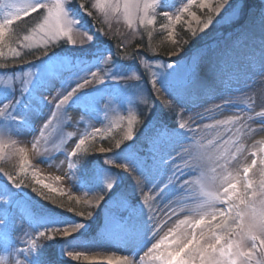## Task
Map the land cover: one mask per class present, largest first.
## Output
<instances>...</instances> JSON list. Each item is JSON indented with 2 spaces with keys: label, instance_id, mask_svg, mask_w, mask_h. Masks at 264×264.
<instances>
[{
  "label": "rangeland",
  "instance_id": "obj_1",
  "mask_svg": "<svg viewBox=\"0 0 264 264\" xmlns=\"http://www.w3.org/2000/svg\"><path fill=\"white\" fill-rule=\"evenodd\" d=\"M118 2L121 5L120 11L105 18L97 9L90 7V3H95V0H72L68 10L71 17L79 22L76 27L94 35L93 42L84 48L61 44L48 56L38 60H35L33 53L39 55L43 50L42 46L21 48L18 49L24 56L21 61L19 58L13 59L12 53L8 51V47L15 48L16 44L6 40L8 47L4 50L5 55L0 57V64L6 63L8 67L0 69V104L19 97L12 107V113L22 119L0 120V128L11 131L12 140L17 141V149H26L28 173L37 171L40 178L65 193L64 200L67 201L68 194L80 196L87 193L92 196L102 192L106 175L115 172L118 181L116 193H123L127 197V207L112 209L110 206L114 193H110L96 208L93 217L85 221L74 213L52 205L30 187H15L0 173V196L5 192L10 193L8 202L0 203V258L3 259V264H13L10 256L26 264H92L84 259V256L96 255L90 250L92 247L100 248L98 254L102 257L109 253L110 256L136 259L143 257L139 254L140 248L148 240V246L151 247V242L154 243L155 240L151 238L152 223L141 229L140 233L133 226L132 217H148L147 205L141 202V191L135 183L137 175H142L145 179L144 194L155 196L153 208L155 223L158 225L156 239L163 237L169 228L174 227L177 219L183 218L184 213L179 211L181 207L191 209L199 206L206 199L204 193L219 186L218 181L215 185L212 184L213 175L231 173L238 176L241 180L239 187L243 190V168L251 163L252 153H257L258 163L249 173V178L257 186L262 178L259 159L264 156L261 152L264 149V117H260L258 113L264 112V0H232L225 10L228 13L236 10L229 23H215L214 13H209L207 8L192 5L189 13L183 14L180 23L173 20L172 38L168 37L169 21L165 13L173 15L188 0H138L140 9L131 23L123 13L124 0ZM78 3H84L93 12V17L87 15ZM212 3L214 6L215 0ZM145 4L149 5L148 18L154 19L151 25L140 23ZM193 12L201 21L212 14L213 25L200 32L198 29L202 25L192 19ZM35 15L14 21L10 29V34H15L13 39L29 33L34 26ZM94 17H100V20L97 21ZM189 22L192 29H197L195 36L189 30ZM100 28L108 35L96 31ZM245 32L249 38L244 37ZM121 44L123 48L119 47ZM181 44L185 48L183 53L179 51ZM148 47L152 51H145ZM173 48L178 50L168 52ZM197 50L206 53L200 65V80L204 87L193 90L189 96L176 97L177 86L172 85L169 79L170 74L177 70L175 67L168 69V73L159 78L155 91L145 78L140 84L143 98L135 105H130L136 93L134 87L125 85L124 81L105 79L100 85L84 89L68 106L67 110L76 113L87 110L90 119H85L79 125L68 117L63 118L62 122L53 119L39 149L31 147L33 135H38L36 129L43 126L54 110L53 97L57 89L65 83L74 86L87 72L103 68L101 60L104 55L113 56V76H126L129 70L139 71L146 76L136 60H124L121 57L138 53L148 57L153 64L158 59L161 63L178 65L188 60ZM225 53L232 54L233 63L229 76L221 81L209 73L208 69ZM29 60L35 61L27 65ZM70 65V72L52 82L50 67L59 71ZM27 70L35 75L28 91L20 97L18 91L11 88L18 85V81L9 80L8 76L15 78L17 73L22 75ZM208 84L210 85L207 87ZM85 97L93 100L86 109L80 104V100ZM109 98L114 103L112 109L105 112L104 103ZM169 104L175 107L182 122L195 129V135L188 129L180 131L175 140L165 144L155 162L149 158L136 173L129 174L105 164L106 157L118 163L123 162L126 149L115 153H99L89 149L90 154L80 162L77 161L74 176L70 178L66 175L68 166L66 163L61 165V161L65 160L66 152L71 150L74 140L85 128H89V124L95 128L110 129L104 139L95 141L97 146L108 147L112 138L118 139L126 131L130 113L141 120L149 116V121L155 124L175 127L177 117L168 110ZM217 105L220 107L217 108ZM207 109L212 111L207 112ZM141 113L145 115H140ZM197 113L203 114L204 118L197 117ZM233 117H240V120L217 124V121H230ZM141 127L140 124L134 125L133 130L140 137L133 147L140 155H146L148 146L144 137L152 135V130L146 129L141 133ZM70 133L73 134L71 137ZM237 148L240 149L239 152ZM217 161L223 166L222 172L217 168ZM19 163V157L14 151H6L0 159V169L12 172L15 176L19 171ZM213 168H217L216 173H213ZM174 172L176 175L172 183L164 187V183ZM61 175L64 179L57 181L55 178ZM160 188H163L162 192ZM157 192L160 195L157 196ZM52 195L60 198L59 192ZM169 208L176 209L177 214L173 215ZM110 215L117 217L115 222L109 220ZM77 224H83L84 227L70 237L48 240L37 236L38 231L63 229ZM29 234L37 237V247L32 248L27 244ZM69 250L82 253L80 259L69 257ZM145 261L147 264V258Z\"/></svg>",
  "mask_w": 264,
  "mask_h": 264
},
{
  "label": "snow or ice",
  "instance_id": "obj_2",
  "mask_svg": "<svg viewBox=\"0 0 264 264\" xmlns=\"http://www.w3.org/2000/svg\"><path fill=\"white\" fill-rule=\"evenodd\" d=\"M71 3L72 0H40V2H33V0H0V57L5 55L4 50L8 47L6 40L12 44H16L15 48L8 47V51L12 53L13 59L19 58L21 61L24 60V56L18 50L21 48L42 46L43 50L39 55L33 53L35 60H38L48 56L50 52L59 48L61 44L71 45L74 48H84L91 44L94 40V35L89 31L76 27L79 22L71 17L68 10V6ZM231 3L232 0H215L213 6L212 0H188V3L179 8L173 15L165 13L169 21V25L167 26L168 37L172 38L173 36V20L176 23H180L183 14L189 13L192 5L207 8L209 13H214L215 23H229L236 11L233 10L231 13L225 12ZM78 4L87 15L93 17V12L84 3ZM90 7L97 9L107 18L113 12H119L121 5L118 0L116 2L114 0H95V3H90ZM148 7V4L143 6L144 13L140 19L141 24L151 25L154 23V19L148 18ZM139 9L140 5L138 0H124L123 13L129 23L136 17ZM222 13L225 14L221 15ZM33 14H36L35 23L29 30V33L23 37L15 36V39H13V35L15 34H10V29L14 21L32 17ZM191 16L198 25H202L198 29L200 32L209 29L213 25L214 17L212 14H208L207 18L203 21L194 12L191 13ZM94 19L99 21L100 17H94ZM189 30L193 32V36L196 35L197 29H192L190 22ZM96 31L105 36L108 35V33L104 32L103 28L97 29ZM243 35L245 38H249L247 32L243 33ZM119 47L123 48V45L121 44ZM145 51H152V49L148 47ZM179 51L182 53L185 51L183 44L179 45ZM205 56L206 53L203 50H197L184 63L173 65L161 63L158 59L153 64L150 63L148 57L133 53L131 56L124 55L121 59L136 60L139 68H143L144 73L147 75L145 76L139 71L129 70L126 76H113V56L111 54L104 55L101 60L103 68L100 67L99 69L87 72L85 76L79 78L74 86H69V84L65 83L57 89L53 97L55 101L54 110L51 111V116L45 120L43 126L38 130L36 129L38 135H33L31 147L33 149H39L40 142L45 137V132L51 126L53 119L62 122L63 118L68 117L70 120L74 119L76 125H79L85 119H90L87 110L82 113H76L75 111L67 110L68 106L84 89L100 85L104 83L105 79L111 78L124 81L125 85L134 87L136 93L130 105H135L143 98V89L140 87V84L145 78L147 79V83L152 86V90L155 91L156 85L159 84V78L167 74L168 69L175 67L177 70L170 74L169 79L172 85L177 86L176 97L182 98L189 96L193 90L204 87L200 80V65L205 59ZM35 60H29L26 63L28 65ZM232 63V54L225 53L209 66L208 71L215 78L223 81L229 76ZM7 67L8 65L6 63L0 64V69H7ZM153 68L156 70L153 71ZM71 69V65L59 71H55L50 67L52 82H55L64 73L70 72ZM34 75V72L27 70L22 75L17 73L15 78L8 76L9 80L18 81V85L11 88L14 91H18L19 96L22 97L28 91ZM18 98L0 104V120L22 119V117H16L12 113V107L18 102ZM47 101L49 102V100ZM91 103H93V100L90 97H85L80 100V104L85 109ZM113 103V99L109 98L104 103V111L108 112L111 110ZM216 107L219 108L220 106L217 105ZM168 110L173 112L177 117L175 118V127L169 128L163 123L155 124L149 121V116H145L141 120L137 115L130 113L127 117L126 131L120 138H112L108 147L102 145L97 146L95 141L97 139H104L110 129L95 128L89 124L91 130L85 128L79 134V137L74 140V146L70 151L66 152L65 160L61 161V165L66 163L68 166L69 171L66 175L70 178L74 176L77 161L80 162L86 155H89V149L99 153H115L117 150L126 149V156L123 162L118 163L106 157L105 164L110 165L113 169L129 174L136 173L137 169L147 163L149 158L155 162L165 144L175 140L180 131L188 129L195 135V129L189 128L187 123L182 122L178 118L179 114L176 113V109L172 104L168 105ZM206 111L211 112L212 109H207ZM140 115L145 114L141 113ZM258 115L264 117V112L258 113ZM196 116L200 119L204 118L203 114L200 113H197ZM190 119L195 118L190 117ZM248 119H251V117H248ZM239 120L240 117H233L230 121H217V124H227L238 122ZM136 124L142 125L141 133L146 129L152 130V135L144 137L148 146L146 155H140L133 147L140 137L133 130ZM72 135L71 133L69 134L70 137ZM12 137L9 129L0 128V159L3 158V154L6 151H14L19 157V171L15 176L12 172L0 169V173H3L15 187H30L33 192L44 200L49 201L52 205L74 213L85 221L93 217L96 208L100 206L101 202L110 193H114L110 206L112 209L127 207V197L123 193H116L118 181L115 172L106 175L102 192L92 196L87 193H83L80 196L68 194L67 201L64 200L65 193L61 189L54 187L53 184L40 178L38 172L35 170L30 174L28 173L29 162L26 149H17V141L12 140ZM239 151L240 149L237 148V152ZM261 152L264 153V149ZM252 156L251 163L243 168V190L239 187L241 180L238 176H233L231 173L227 175H213L211 177L212 184L215 185L218 181L219 186L215 187L214 190L205 192L204 196L206 199L199 206L191 209L181 207L179 211L184 213L183 218L177 219L174 227L169 228L168 232L159 239H156L158 225L155 223L156 217L153 208L155 196L149 197L144 194L145 179L142 175H137L135 183L141 191V202L143 205H147L148 217L152 222L151 238L155 242H151V247H147L144 256L139 259L127 256H121L115 259L111 256L103 258L84 256V259L94 262L102 259L106 260L107 264H146L145 258H147V264H264V156H261L259 159V164L262 166V178L258 186L249 178V173L258 163L256 158L257 153H252ZM73 158H76V160ZM216 163L217 168L221 169L222 172L223 166L220 165L219 161ZM225 163H227V157H225ZM217 168L212 169L213 173L217 172ZM175 175L176 173L174 172L172 176L168 177L167 182L164 183V187L172 183ZM202 178L208 179L207 177ZM55 179L60 181L64 179V176H57ZM26 181L27 184H25ZM162 191L163 188H160V192ZM57 192L60 193L59 199L52 195V193ZM160 192H157L156 195H160ZM9 197L10 193L5 192L3 196H0V203H7ZM169 211L173 215L177 214V210L174 208H169ZM116 219L117 217L115 215L109 216L110 221L115 222ZM82 227H84L83 224H77L63 229L38 231L37 236L48 240H54L57 237L66 238L78 232ZM28 237L27 244L29 246L35 248L39 245L37 237L30 236V234ZM67 255L79 260L82 253H74L69 250L67 251ZM10 258L13 260V264H26V262L14 256H10ZM0 264H3L2 258H0Z\"/></svg>",
  "mask_w": 264,
  "mask_h": 264
},
{
  "label": "bare ground",
  "instance_id": "obj_3",
  "mask_svg": "<svg viewBox=\"0 0 264 264\" xmlns=\"http://www.w3.org/2000/svg\"><path fill=\"white\" fill-rule=\"evenodd\" d=\"M242 32H243V30H242ZM210 84H208V85H206L207 87L209 86ZM148 213V212H147ZM132 219H133V226H135L134 228H136V229H138L139 230V233H140V230L141 229H145V227L148 225V224H150V223H152L150 220H149V217H132ZM149 242V240L148 241H146V243H145V245L143 246V247H141L140 248V250H139V254H140V256H144V251H145V249L147 248V247H150V246H148V243ZM92 252H95L96 253V257H98V258H103L102 256H100L99 254H98V251H100V248H94V247H92L91 249H90ZM107 251H108V249H107ZM109 252V251H108ZM108 256H110V253L109 254H107L105 257H108ZM111 257H113L114 259L115 258H117V257H121V256H111ZM88 262H90V263H92V264H103V263H106L107 264V262H106V260H102V259H98L97 261H91V260H87Z\"/></svg>",
  "mask_w": 264,
  "mask_h": 264
},
{
  "label": "trees",
  "instance_id": "obj_4",
  "mask_svg": "<svg viewBox=\"0 0 264 264\" xmlns=\"http://www.w3.org/2000/svg\"><path fill=\"white\" fill-rule=\"evenodd\" d=\"M178 50V48H173V49H171V50H168V52L170 51V52H173V51H177Z\"/></svg>",
  "mask_w": 264,
  "mask_h": 264
}]
</instances>
